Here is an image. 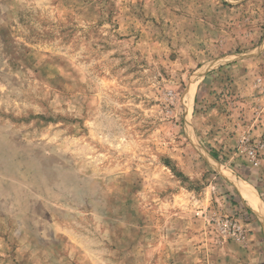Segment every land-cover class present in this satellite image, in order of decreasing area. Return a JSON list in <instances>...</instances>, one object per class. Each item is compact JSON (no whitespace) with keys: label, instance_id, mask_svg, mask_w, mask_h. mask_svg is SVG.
I'll list each match as a JSON object with an SVG mask.
<instances>
[{"label":"rangeland","instance_id":"obj_1","mask_svg":"<svg viewBox=\"0 0 264 264\" xmlns=\"http://www.w3.org/2000/svg\"><path fill=\"white\" fill-rule=\"evenodd\" d=\"M228 175L264 203V0H0V264H264Z\"/></svg>","mask_w":264,"mask_h":264},{"label":"bare ground","instance_id":"obj_2","mask_svg":"<svg viewBox=\"0 0 264 264\" xmlns=\"http://www.w3.org/2000/svg\"><path fill=\"white\" fill-rule=\"evenodd\" d=\"M218 165V164H217ZM230 173V172H229ZM230 180L236 185V187L240 190L241 194L251 203V206L254 209V212L257 213L259 219L262 220L264 224V203L256 194V191L251 189L250 186H247L245 183L240 182L239 179L233 178L229 176ZM243 181V180H242Z\"/></svg>","mask_w":264,"mask_h":264},{"label":"trees","instance_id":"obj_3","mask_svg":"<svg viewBox=\"0 0 264 264\" xmlns=\"http://www.w3.org/2000/svg\"><path fill=\"white\" fill-rule=\"evenodd\" d=\"M212 155H213V157L217 158V156L215 154H212ZM248 212L250 213L249 209H248Z\"/></svg>","mask_w":264,"mask_h":264}]
</instances>
